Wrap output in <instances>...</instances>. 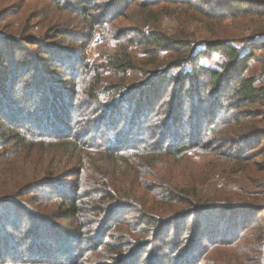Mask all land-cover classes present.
Returning a JSON list of instances; mask_svg holds the SVG:
<instances>
[{
	"label": "rangeland",
	"instance_id": "1",
	"mask_svg": "<svg viewBox=\"0 0 264 264\" xmlns=\"http://www.w3.org/2000/svg\"><path fill=\"white\" fill-rule=\"evenodd\" d=\"M57 1H60L61 5H57ZM78 1L0 0V80L2 79L0 104L3 102L1 107L4 102H8L9 104L17 103V106L24 107L26 110L35 109L40 96H35L32 102L25 100L33 86L48 82L53 85L56 82L62 89L68 91V106H71L65 122L68 130L62 132L65 135V140L68 143L76 140L84 143L86 147L76 151H73L68 144L65 147L55 146L52 148L49 145L55 144L54 134L40 132L49 138L44 137V145L36 146L35 151L37 152L31 150V153L28 154L26 148L24 150L21 148L24 143H16L11 139V136L5 138L6 140L0 138V164L5 163L6 159L8 160L5 174L0 170V198L13 197L14 200L10 204L8 201H4L7 198L1 200L0 203V263L4 261V257H10L1 253V250L9 243L16 249L15 255H18L19 263L13 264H20V262H22L21 264H30L48 259L43 251L42 253L39 251L43 250L39 247L43 244L52 246V242H44L47 238L39 239L42 237L41 235L36 240L40 244L34 245L32 240L35 237L33 235H36V227L31 225L25 227L21 224L24 219H31V221L39 219L41 222L38 223H46L49 227L48 235L53 229L70 230L73 220L60 219L59 209H61L60 205H63L62 200L76 196L79 198L77 199L79 205L88 204L92 208L87 214L95 215V218L83 220V223L89 222L86 225V230L76 236L72 234L69 237L72 247L65 251V254L70 251L72 253L70 257L72 262L69 264H119L122 262L151 264L157 257H162L157 261V264H167L172 255L169 244L174 240L173 225L168 232V237L159 235L156 238L155 234L151 233L142 235L138 213L128 208V201L118 203L114 200L110 202L96 200L98 199L97 191L93 188L90 191L84 190V193L88 195L80 196L82 188L77 193L78 195L74 193L73 185L76 175L72 173L76 171L77 174L82 166H79L80 162L89 164L91 161L104 159L103 156L94 152L101 149L100 139L105 135L114 134L115 137L117 134L120 135V129L128 121L127 115L122 114L126 119L125 117L120 118L121 122L118 125L117 123L116 125L115 123L113 125H107L106 122L100 123L102 117L99 119V116H103L108 111L106 106L113 105L110 102L112 94L99 95L98 101H91L87 98L84 89L89 82H93L94 72L87 71V76L85 74L86 77L81 82L77 81V75L90 65L93 68L100 67V75L94 81V83H98V91L105 89V91L111 90L112 93L113 87L120 86L121 89L123 87L122 91H125L127 95L135 97L138 96L139 91L143 93L151 87V93H156L159 96V107L156 106L153 109L157 114L145 116L142 121L139 119V123L133 126V130L140 127L142 129L140 133H142L134 138L129 134L127 137L131 140L152 139L153 143L159 142L163 132L161 127L165 123L167 115L184 100L182 94H190V91L192 96L198 92L196 110L211 108L216 103L218 106L221 105L222 109H226V112H231V116L227 115L225 110L218 113L217 119H215L217 124L234 117L235 113L243 117L240 122L232 121L227 129L223 128L224 134L220 131L221 137L220 139L217 137V141L220 143L219 145L225 143L223 147L215 148L216 151H212L211 154H205L196 148L191 149L187 154L191 160L186 165L180 161L181 166L174 170L179 181H187L188 177H191L198 182L197 189L199 191H203L204 194L214 193L213 195L217 197L215 205L221 209L213 213L222 215L229 211L232 215L234 212H239L241 217L235 221L236 223L226 225H232L233 232V227L225 229L224 226H221L219 237H216L232 242V247L229 246L226 250L220 246L210 247V252L208 249L204 253L196 254L197 263L221 264V260H227L228 253L239 259L236 255L238 253L242 257V264H258L259 258V262L264 264V212H259L264 210V106L256 104L251 107L236 108L237 103L233 100L230 92L232 87L229 86L227 90L225 89L227 85L220 91L210 90L209 87L204 88L210 86V82L204 77L190 79L186 82L187 84L181 77L171 78L172 75L180 74L182 71V68L168 69L166 66L167 59L171 60L170 57L177 54H172V56L170 53L159 54L156 62H153L152 57L155 54L153 48L144 47L132 32L138 27L144 31L161 32L168 37L186 33L188 41L196 42L210 38L211 35L219 37L229 35L233 37V45L239 50L246 52L252 50L253 53L252 58L247 61L248 69L243 71L242 75L252 76L255 84L263 85L264 18L251 14L244 17L228 15L221 18L218 16V11L211 14L210 17L203 18L199 11L205 2L189 0L192 3L191 9L184 4L177 3H161L154 7L150 11L154 13L152 19L155 22L150 20L144 23L140 16L147 12H140L138 8L128 9L118 19L106 22L109 15H114L113 12L105 14L107 13L105 12L106 8L114 0H85L83 3L85 8L80 13L74 9V5ZM211 7L206 11L212 9ZM95 20L96 24L93 22ZM123 52L128 54L135 65L134 69L125 73H121L109 65L112 64V60L120 59ZM198 61L205 67L220 70L222 56L220 53H212L199 57ZM5 77L8 78L7 81L3 79ZM234 81L232 79L230 83ZM146 84L149 85L142 89ZM200 100L201 103H199ZM120 102V105L117 106L118 109L125 113L127 108L132 109V104L128 100ZM186 119H188L187 116L184 120ZM10 124L8 121L0 120V133H7V129L12 127L14 132H19L22 135L25 134V130H29L35 136L40 134L33 132L32 128L24 124L12 126ZM250 127L252 128L250 129ZM145 128L148 129L147 132H144ZM133 130L132 133H139ZM180 130L182 137L189 141L190 131ZM250 130H255L258 134L252 137ZM62 133H56L57 140L62 137ZM163 136L164 141L168 140L166 143H170V138L164 134ZM208 137H211V134H204L203 138L196 136L193 143L195 145L202 144V141ZM29 139L28 142L34 143ZM48 139H52L53 143L51 140L46 142ZM133 147L135 146L127 147V149ZM19 149L24 151V154L16 156L13 160L17 151H20ZM140 150L126 154H141ZM204 155L218 156L213 158V161L208 158L204 161L206 157ZM166 166V163L157 164L154 172H157V175L161 177L169 176L171 169ZM13 177L19 180V183L16 184L18 190L7 193L9 190L5 187ZM47 179L50 180L48 186H37L41 181ZM133 180L128 178L124 185L129 191L132 188ZM153 183V178H146L144 187L140 188V191L144 195H148L149 199L152 198L150 192L155 187ZM140 185L141 183L138 187ZM27 186L32 187L24 189ZM158 189L156 188V190ZM89 195L92 196L89 197ZM121 199L127 200L124 197ZM135 202L141 203L139 198ZM98 203L101 205L98 206ZM10 205L13 206V209ZM15 207L18 210H15ZM6 208L9 211H5ZM99 208L100 211L95 212ZM93 210L94 212H91ZM19 211L21 214L18 213ZM170 212V210H166V215ZM259 215H262L260 216L261 220H258ZM120 217L125 218L117 226L115 225L117 221L114 220ZM76 225L78 222L75 220L73 230ZM31 227L34 230H27ZM227 232L232 233L228 236ZM138 240L139 242H137ZM101 241H107L108 246H104ZM202 242L205 245L209 244L206 240H202ZM48 250L47 253L50 251ZM241 250L244 252L243 254H241ZM56 256L58 255L52 251L49 258ZM177 256L178 253L174 254V260Z\"/></svg>",
	"mask_w": 264,
	"mask_h": 264
},
{
	"label": "trees",
	"instance_id": "2",
	"mask_svg": "<svg viewBox=\"0 0 264 264\" xmlns=\"http://www.w3.org/2000/svg\"><path fill=\"white\" fill-rule=\"evenodd\" d=\"M84 2L85 0H79L78 3L74 5L76 12L79 11L80 13L84 10ZM56 3L57 5H61L60 1H57ZM161 3L184 4L189 9L192 7V3L189 0H114L112 4H109V7H107L105 11L107 12L105 14L113 12L114 15H109V17L106 19V22H112L113 20L118 19L120 16L124 15L125 11L131 8H138L140 12H147L140 16L141 19L143 18L144 23H147V21L150 20L151 22H155L152 19L154 13L150 10H153L154 7ZM203 3V8L199 11L203 18L210 17L211 14H215L216 11H218V16L221 18L227 17L228 15L232 17H244L248 14L264 18V0H203ZM209 7L212 9L206 11V9ZM93 22L96 24L97 21L95 20ZM132 32H134V36H137V40L143 43L144 47L148 49L149 47L153 48L152 50L155 51V54L152 57L153 62H156L159 54L170 53V56H172V54H177L176 56L170 57L171 60L167 59L166 61V66H168V69L182 68L180 74L172 75L171 78L181 77L186 83L190 79L192 80L197 79L198 77H204L210 82V86L204 85V88L209 87L210 90L220 91L227 85L228 86L225 88L227 90L229 89V86L232 87L230 92L232 94L233 100L237 103L235 106L236 108L240 109L242 106L251 107L256 104L264 106V84L257 85L255 84L254 77H245L242 75L243 71L248 69L247 61H249L253 56L252 50L247 52L239 50V48L233 45V37L229 35H225V37L211 35L210 38L196 42L188 41L186 39L188 36L186 33L178 36L170 35V37H168L164 33L156 31H144L138 27L132 30ZM212 53H220L222 56L220 70L205 67L201 62L198 61L199 57ZM109 65H112L117 71L121 73H125L126 71L134 69L135 67L134 63L132 60H130L126 52H123V55L120 57V59L116 58L115 60H112V64ZM99 70L100 67L93 68L89 65L87 69L83 70L77 75V81L80 80L81 82L83 78L87 76V71L89 73L94 72L92 77L93 82H89L87 87L84 89L87 98H89L91 101H98L99 95L105 96L106 94H112L110 102L113 105L106 106V110L108 111L104 113L105 116L104 114L103 116H99V119L102 117V120L100 119V123L106 122L107 125H113L114 123L116 125L117 123L118 125L119 122H121L120 118L125 117V115L122 116V114L127 115L128 121L120 129V135L117 134L119 136L116 135L115 137V135L112 134V131H110V134H112L111 136L105 135L100 139L99 146L101 149L97 150V152H94L103 156L104 159L91 161L89 164H82V162H80L79 166H82L77 174L76 171L72 173L76 175L75 183L73 185L75 189L74 193L78 195L77 193L82 188L80 190V196L88 195L84 193V190L86 189L90 191L93 188V190L97 191L96 196L98 199L94 197L96 200L100 201L101 199V201L107 202L114 200L118 201V203L128 201V208L133 209L138 213L139 223L141 224L140 231L143 232L142 235L151 233L155 234L156 238L159 235L168 237V232L173 225L174 227L172 234L174 236V240L169 244L172 255L169 257L167 264H198V258L196 254L204 253L208 249V252H210L211 248L215 246H220L223 250H226L229 246L232 247V242L217 239L216 237H219L221 226H224L225 229L233 227L232 225H226L241 219L239 216L240 213L234 212L232 215L229 213V211H226L222 215H220V213H213L214 211L221 209L218 208L219 206L215 205L217 197L213 195L214 193L212 194V192H208L207 194H204L203 191H199L197 189L198 182L191 177H188L187 181H179L174 169L181 166L180 161H183V164L186 165L187 162L191 160L189 158L190 156L187 155L191 149L196 148L198 151L205 152V154H211L212 151H216L215 148L223 147L225 143L219 145L220 143L217 141V137H219V139L221 137L219 134L220 131L222 134H224L225 130L223 128L227 129V126H230L232 121L240 122L243 117L238 115V113H235L234 117L225 119L221 123L217 124L215 121V119H217V114L223 110L226 112V109H222L223 107H221V105L218 106L216 103H214L213 107L211 108H199L196 110V103L199 97L198 92L192 96L190 91V94H182L184 100L171 110L170 114L167 115V118L165 115L166 121L162 124L161 130L163 132L159 142L153 143L152 139L145 141L143 139L131 140L127 137L129 134H131L132 138H134L136 135H140L142 133H140V130H142L140 127L133 130V126H135L136 123H139V119L142 121L145 116L149 117L150 115L152 116V114H155L153 109L156 106L159 107L158 101L160 98L158 95H156V93H151V87L143 93L139 91L140 93H138V96L135 97L134 95H127L125 91H122L123 87L121 89L120 86L113 87L114 90L112 93L111 90L105 91V89L98 91V83H94V81H96L100 75ZM3 79L7 81L8 78L5 77ZM232 79L235 81L230 83ZM1 82L2 79L0 80V86L2 84ZM148 85L149 84H146L142 87V89L146 88ZM35 96H40L41 98L38 99L35 109L26 110L24 107L17 106V103L9 104L8 102H4V105L1 107L3 104V102H1L0 120L3 119L8 121V123H11L10 126L24 124L32 128L33 132H44L49 135L54 134L55 144L49 145L52 148L55 146L65 147L69 145L73 151H76L79 148L85 149L86 147L84 146V143L82 144L76 140H73L71 143L66 142L65 135L62 133L68 130V126L65 122L67 120L68 112L71 110V106H68V91L62 89L60 84L56 82L53 85L50 82L47 84L39 83V85H35V87L33 86V89H31L30 93L27 94L25 100H27V102H32V99ZM191 98L192 100H190ZM121 100H128V102H131L132 109L129 110V108H127L126 113L125 111L118 109L117 106L120 105ZM199 103H201V100ZM226 113L227 115L231 116L230 111H227ZM186 116L188 119L184 120ZM218 127L219 129L217 130ZM251 128L252 127H250V129ZM180 129H182V131H190L189 141L182 137L183 135L180 134ZM132 130L138 131L139 133H132ZM147 130L148 129L145 128L144 132H147ZM24 132L25 134L22 135L19 132H14L13 128L10 127V129H7V133H0V138L2 140H6L5 138L11 136V139H13L16 143H24V146L21 148L22 150L26 148L28 154L31 153V150H33L32 152H37L35 151L36 146L44 145V137L49 138L44 133H40L39 135L35 136V134L31 133L29 130H25ZM56 133H62V137H60L59 140L56 139L58 138L56 137ZM250 133L252 134V137L258 134L255 130H250ZM163 134L170 138V143H166L168 140L164 141ZM204 134H211V137H208L206 140L202 141V144L195 145L193 143L194 137L197 136L199 138H203ZM28 138H30V141H34V143L28 142ZM223 138H225V136H223ZM50 140L53 143L52 139H48L46 142ZM131 146L135 147L127 149V147ZM139 150L141 151V154H126L127 152H135ZM23 154L24 151H17L13 160H15L16 156H22ZM204 156H206L204 161L207 160V158L213 161V158L218 155ZM7 162L8 160L6 159L5 163L2 162L0 164V166H2L0 170L3 172V174H5L7 171ZM165 163L167 165L166 168L171 169L169 176H158L157 172H154L155 166L157 164L162 165ZM128 178L134 179L131 183L132 188L130 191L124 186ZM146 178H153V184H155L153 191L150 192V195L152 196L151 199H149L148 195H144V193L140 191V188H143L144 184L146 183ZM49 181V179L43 180L37 186H46ZM17 183H19V180H16L15 177H13L5 187L9 190L7 193L13 191L16 192L18 190L16 187ZM140 183L141 185L138 187ZM28 187L29 186L24 187V189ZM96 187H99V189H96ZM156 188L159 189L156 190ZM100 193L101 195L99 196ZM91 196L92 195H89V197ZM123 197L127 200L121 199ZM7 198L8 197L3 199L0 198V203ZM137 198L140 199L141 203L135 202L137 201ZM77 199H79L78 196L62 200L63 205H60L61 209H59V213L61 214L59 217L60 219L73 220V222L70 224V227H72L71 229L69 228L70 230L53 229V231L49 232L48 235L47 230L49 227L46 223H38L41 222L39 219L36 221H31V219L23 220L24 222L21 224L22 226L29 227L31 225L36 227V235H33L35 237L32 236L35 240H32L34 245L40 244V242H36V240L38 239V236L41 235L43 238L39 237V239L47 238V240L44 242H52V246L43 244L39 247L40 249H43L39 251H41V253L43 251L48 259L44 261L39 260L31 262L30 264H69L72 262V259L70 258L72 256L71 251L65 254V251L72 247L69 243V237H71L72 234L76 236L86 230V225L89 222L83 223V220L95 218V215L87 214L92 208L88 206V204L79 205ZM4 201H8L10 203L14 200L13 197H9ZM100 205L101 204L98 206ZM100 208L95 212L100 211ZM15 210L18 209L15 207ZM166 210H170V214L166 215ZM5 211H9V209L6 208ZM91 212H94V210ZM259 212L262 213L264 210ZM18 213L21 214V211ZM15 216L17 217L19 215ZM260 216L262 215H259L258 220L262 219ZM124 218L125 217H120L119 219L116 218L114 221H117V224L115 225L118 226L122 221H124ZM75 220L78 222V225H76L73 230ZM33 227L27 230H32ZM233 231L234 227L232 232ZM231 233L227 232L226 234L229 236ZM202 240H206L209 244H206V246ZM137 242H139V240ZM166 242L168 243V241ZM101 243L104 246H108L107 241H101ZM47 250L49 253H47ZM52 251H54V253H56L58 256L50 259L49 255ZM15 252L16 249L9 243L6 247H4V249L1 250V253L10 257H4V261L0 264L19 263L17 260L18 255H15ZM176 253H178V256L174 260L173 257ZM243 253L244 252L241 250V254ZM236 255L239 257V259L234 258L233 255L228 253L227 260H221L220 263L242 264V257L238 253H236ZM160 258L162 257L154 258L151 264H157V261ZM259 261L260 258L258 260V264H262ZM21 263L22 262H20V264ZM119 264L126 263L122 262Z\"/></svg>",
	"mask_w": 264,
	"mask_h": 264
}]
</instances>
